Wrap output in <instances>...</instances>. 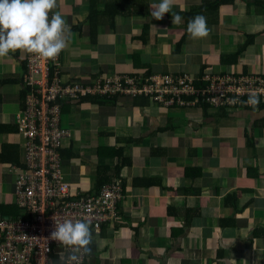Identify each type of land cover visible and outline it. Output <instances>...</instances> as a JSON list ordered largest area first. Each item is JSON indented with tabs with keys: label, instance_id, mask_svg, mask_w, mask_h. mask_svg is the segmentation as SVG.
Wrapping results in <instances>:
<instances>
[{
	"label": "crops",
	"instance_id": "1",
	"mask_svg": "<svg viewBox=\"0 0 264 264\" xmlns=\"http://www.w3.org/2000/svg\"><path fill=\"white\" fill-rule=\"evenodd\" d=\"M58 0L70 28L66 81L187 73L264 76V0ZM182 21L173 24L172 16ZM206 17L193 39L187 21ZM27 53L0 58V205L16 206L27 158L18 117ZM64 173L94 195L118 179L116 218L85 264H264V100L256 107H167L145 96L91 97L64 106ZM4 212V211H3ZM1 213V212H0ZM15 214V213H14ZM13 215V214H10ZM11 217V216H8Z\"/></svg>",
	"mask_w": 264,
	"mask_h": 264
},
{
	"label": "built area",
	"instance_id": "2",
	"mask_svg": "<svg viewBox=\"0 0 264 264\" xmlns=\"http://www.w3.org/2000/svg\"><path fill=\"white\" fill-rule=\"evenodd\" d=\"M63 51L55 60L28 54V71L23 86L26 105L18 117L20 133L26 141L27 158L17 172V217L0 213V264H56L58 253L66 250L50 237L54 219H87L96 238L117 216L123 199V185L114 179L99 193L87 195L75 190L64 173V141L72 136L63 127L64 106L85 98L113 99L145 96L167 107L211 108L252 107L247 101L255 92L264 100V76L187 73L159 74L145 78L121 76L93 82L66 81ZM197 83H201L197 87ZM203 83V86H202ZM87 255L81 258L85 264Z\"/></svg>",
	"mask_w": 264,
	"mask_h": 264
},
{
	"label": "clouds",
	"instance_id": "3",
	"mask_svg": "<svg viewBox=\"0 0 264 264\" xmlns=\"http://www.w3.org/2000/svg\"><path fill=\"white\" fill-rule=\"evenodd\" d=\"M175 0H159L149 5L152 18L161 20L171 9ZM58 8V0H0V58L20 51L55 60L67 48L70 28ZM182 17L172 16L173 24H179ZM187 32L193 39L207 38L210 29L206 17L195 15L187 24ZM259 96L252 92L247 103L256 107ZM50 233L65 252L58 253L56 264H81L83 255L90 254L92 230L85 219L56 220Z\"/></svg>",
	"mask_w": 264,
	"mask_h": 264
},
{
	"label": "trees",
	"instance_id": "4",
	"mask_svg": "<svg viewBox=\"0 0 264 264\" xmlns=\"http://www.w3.org/2000/svg\"><path fill=\"white\" fill-rule=\"evenodd\" d=\"M187 24H188V21H187ZM26 63H27V66H26V72L28 71V60H26ZM26 74V73H25ZM24 80V79H23ZM24 84V83H23ZM201 85V83H197V87H199ZM202 86H203V83H202ZM24 92H25V105H26V95H27V91L24 89ZM148 98V97H147ZM87 99H90V97L89 98H85V99H83V101L84 100H87ZM113 99H114V97H113ZM198 106H200V105H198ZM201 106H208L207 104H204V101H201ZM209 107V106H208ZM24 108H25V106H24ZM18 124V123H17ZM18 128H19V124H18ZM19 132H20V130H19ZM21 134V133H20ZM22 135V134H21ZM23 136V135H22ZM63 152V151H62ZM25 166V165H24ZM24 166H19V167H24ZM18 167V166H17ZM67 180V179H66ZM114 180V179H113ZM113 180H111V181H108V180H106V181H99V186H98V188H97V192L96 193H99V191L102 189V187L104 186V185H106V184H108V183H110V182H112ZM68 182V181H67ZM69 183V182H68ZM71 184V183H70ZM72 185V184H71ZM95 195V194H94ZM4 211V212H3ZM22 210L18 207V205H17V207L16 206H6V205H0V212L4 215V216H11V217H14V218H17L22 212H21ZM15 213V214H14ZM20 213V214H19ZM10 214H13V215H10ZM93 234V233H92ZM94 235V234H93ZM93 235H92V240H94L95 238L93 237Z\"/></svg>",
	"mask_w": 264,
	"mask_h": 264
}]
</instances>
